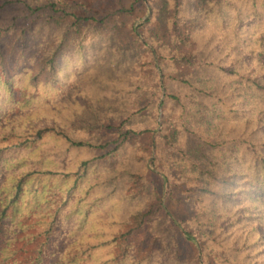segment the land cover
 I'll list each match as a JSON object with an SVG mask.
<instances>
[{
  "label": "trees",
  "instance_id": "16d2710c",
  "mask_svg": "<svg viewBox=\"0 0 264 264\" xmlns=\"http://www.w3.org/2000/svg\"><path fill=\"white\" fill-rule=\"evenodd\" d=\"M169 1L176 9L182 1L188 2L193 15L181 23L171 21L172 27L164 30L163 15L156 11L157 4L166 5L163 0H113L110 10L101 15L79 8L72 0H0V44L6 42L4 51L0 47L4 115L27 109L22 116L41 101L29 92L37 77L29 70L27 61L32 57L37 58V74L44 72L56 80L62 54L80 47L89 32L94 31L92 38L105 28L108 40L116 44L125 34L134 47L140 43L148 47L143 58L157 79L162 120L153 160L163 164L157 171L161 189L164 184L174 185L182 174L188 184L185 191L194 199L190 216L177 219L154 187L147 193L146 207L126 211L116 231L108 237L100 235V245L81 237L69 242L68 253L60 252L48 262L54 253L43 251L42 243L31 252L32 257L37 252L35 264H255L247 243L252 238L264 257V0ZM140 16L145 17L137 30L134 22ZM208 25L212 31L207 45L214 57L203 59L197 57L198 42ZM38 27L58 33L57 39L46 42L50 47L55 44L52 50L40 49L38 40L35 43L32 34ZM168 36L175 38L169 51L162 47ZM148 41L157 46L150 48ZM193 91L199 94L197 104ZM129 119L130 115L105 126L112 140L88 146L110 154L148 131L135 129ZM182 131L193 137L178 150ZM9 136L18 152L10 157L0 147V232L5 234L3 221L20 217L25 196L31 195V212L37 207L38 183L57 200L49 213L50 222L57 223L89 170L87 160L79 161L72 171L57 158L65 154L68 143L81 147L83 142L71 140L54 126L42 130L30 119L2 133L5 140ZM45 138L59 143H53V149L50 141L42 147ZM168 149L178 152L182 168L171 170L162 162ZM136 159L143 161L142 151ZM145 176L146 172L130 174L127 199L143 194ZM26 187L36 190L27 189V194ZM90 192L86 188L85 196Z\"/></svg>",
  "mask_w": 264,
  "mask_h": 264
},
{
  "label": "rangeland",
  "instance_id": "374dc122",
  "mask_svg": "<svg viewBox=\"0 0 264 264\" xmlns=\"http://www.w3.org/2000/svg\"><path fill=\"white\" fill-rule=\"evenodd\" d=\"M72 1L74 5L85 8L91 14H105L113 6V0ZM163 1H167L166 5L163 4L160 8V4H157L156 11H161L163 15L162 29L164 30L172 27L171 21L176 20L181 23L193 15L186 1H182L177 9L169 0ZM144 17L140 16L135 20V29H140L139 24ZM206 30L207 33L199 37L198 42L201 51L197 57L203 59L214 57L210 46L207 45V40L210 39L208 33L212 31V28L208 25ZM107 33V29L104 28L90 38L94 31L89 32V36L86 35L80 47L62 54L61 74L56 77V80L49 78L44 72L37 74L36 57L28 60L30 72L32 75H37L34 82L36 85L29 92L36 94L41 101L37 107L30 108V111L24 113L23 117L20 115L27 109L22 112L18 110L8 112L6 116L4 115L6 107L0 104V147H5V155L15 157L18 150L14 148L15 139L9 136L5 140L2 133L11 131L12 127L19 126L22 122L25 124L30 119L42 130L54 126L67 134L71 140L83 142L81 147L68 143L65 154L57 158L58 162H65L72 171H75V165L81 160H87L89 166L84 183L74 192V198L69 202L68 207L59 214L57 223H51L52 217H49L57 200L50 194L47 187L42 188L41 183L35 186L41 195L37 207L34 206L33 211H30L28 206L32 204L28 205V202L31 200V195H27L21 205L20 217L13 221L10 219L3 221L5 234L0 232V249H3L0 259L4 258V264H35L36 260L33 258L37 257V252L33 257L31 252L37 250L42 243L43 251L47 248L48 253H54L47 257L48 262L60 252L68 253L69 242L81 237L88 243L94 242L95 245H100L104 235L108 237L118 229L119 226L116 223L123 220L126 211L146 207L147 193L154 187L163 194L166 209L174 217L184 219L190 216L189 205L194 199H191L190 193L185 191L188 184L182 181L183 175L173 180L174 185L164 184L161 189V179L157 171L163 168V164L160 163L161 161L153 160L155 146H159L155 136L156 131L161 127L162 109L158 107L159 103L156 100L159 96V91L155 90L157 79L143 58L146 57L148 47L146 48L143 43L134 47L126 41L125 34L121 33L123 38H120L119 43L116 44L108 40L110 37ZM32 36L35 43L37 40L40 42V49L44 50L48 46V50H52L55 44L50 47L46 42L52 38L57 39L58 33L52 29L38 27ZM174 41L173 36L171 38L168 36L164 40L166 46L162 47L169 51L173 49ZM5 43L0 44L2 51L5 49ZM147 45L150 48L157 46L152 41H148ZM156 71L159 72L158 66ZM193 92L194 101L197 104L199 94L196 91ZM3 95L4 91H0V96L3 97ZM162 96L163 94L160 95V100ZM137 109L141 111H136ZM129 115L131 116L129 121L135 129L148 131L110 154H107L105 150L88 146L112 140L114 136L105 126L111 123L117 124ZM223 129L226 132L224 125ZM184 133L178 141V150L185 143L192 141L189 138L193 135ZM151 136L153 137L152 148ZM48 142L50 149H53L51 146L53 143H59L53 142L51 138H45L42 147ZM140 151L143 155L142 162L136 159V154ZM39 154L41 155V150ZM178 158V152L168 149L162 157V162L171 170H175L176 167L182 168V164L177 162ZM145 172L143 194L127 199L126 188L131 179L130 174ZM188 183H191V180ZM69 185L71 182L67 186ZM86 188L91 191L87 196L84 194ZM25 189L26 193L30 194L28 190L35 188L26 187ZM43 190L45 191L41 193ZM48 196L50 202L46 203ZM49 227L50 229L46 231ZM95 235L98 238H94ZM247 243L250 246L252 258L257 260L255 264L264 260L258 252L261 247L255 245V238ZM179 249L187 250L182 246H179Z\"/></svg>",
  "mask_w": 264,
  "mask_h": 264
}]
</instances>
